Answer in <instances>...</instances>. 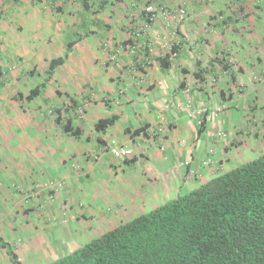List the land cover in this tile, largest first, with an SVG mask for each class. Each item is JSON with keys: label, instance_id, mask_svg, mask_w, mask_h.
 <instances>
[{"label": "crops", "instance_id": "1", "mask_svg": "<svg viewBox=\"0 0 264 264\" xmlns=\"http://www.w3.org/2000/svg\"><path fill=\"white\" fill-rule=\"evenodd\" d=\"M185 1L190 16L180 25H153L144 35L127 11L110 17L97 3L84 10L74 0H0L8 42L0 47V237L10 247L21 243L15 252L25 264L63 249L40 232L109 229L261 154V133L248 139V115L256 105L264 116V104L240 90L264 75V42L255 44L264 41V12L231 32L214 17L223 1ZM163 32L182 41L168 67L155 44ZM147 38L156 41L142 47ZM225 47L235 66L206 61ZM246 100L255 102L243 110ZM111 141L133 155L114 158ZM247 150L256 156L243 157ZM6 249L0 246V264H11Z\"/></svg>", "mask_w": 264, "mask_h": 264}, {"label": "trees", "instance_id": "2", "mask_svg": "<svg viewBox=\"0 0 264 264\" xmlns=\"http://www.w3.org/2000/svg\"><path fill=\"white\" fill-rule=\"evenodd\" d=\"M74 1L84 10L97 3L110 17L127 11L126 16L140 17L142 23H151L157 30L177 19L181 5V0ZM221 1L214 17L220 19L218 25L224 30L238 31L239 20H258L263 16L264 0ZM146 3H156L163 15L146 11ZM97 10L92 12L96 14ZM181 44L182 41L178 43ZM174 47L172 51L179 48ZM219 54L218 62L229 64L227 51ZM160 56V66L168 67V53ZM112 121V117L99 120L96 127L103 130ZM63 128L71 130L69 123ZM140 130L135 129L132 135ZM254 134L257 136V131ZM263 135L264 131L261 139ZM87 239L84 245L43 264H264V152ZM0 244L5 246L1 238ZM9 252L12 264H22L15 253Z\"/></svg>", "mask_w": 264, "mask_h": 264}, {"label": "rangeland", "instance_id": "3", "mask_svg": "<svg viewBox=\"0 0 264 264\" xmlns=\"http://www.w3.org/2000/svg\"><path fill=\"white\" fill-rule=\"evenodd\" d=\"M41 12H43V10L41 11ZM1 16V15H0ZM263 17V16H262ZM261 17V18H262ZM250 20H252V17L250 18ZM260 20V19H259ZM253 25V24H252ZM257 26H260V24H257L256 25V28H258ZM248 29H249V31H252L253 30V27L251 26V25H249L248 26ZM245 35H246V33H244ZM5 36L4 35H0V47L1 46H4V48L6 47V44H8V42L7 41H5ZM7 40V39H6ZM264 41H262L261 43H260V41H257V43H255V44H260L262 47H263V45H262V43H263ZM254 43V42H253ZM3 48V47H2ZM251 56V55H250ZM252 58H256L254 55H253V57H251V59ZM262 61H264V58H263V60ZM263 68H264V64H263ZM5 70V66H3L2 68H1V71L2 72H4L5 73V75H6V72L4 71ZM264 75H261V79L260 80H255L254 81V83L253 84H250V88H247L246 89V91L247 92H249L250 91V100L251 99H253V100H255L256 102H258V104H264V98H262V96H263V93H264ZM6 78V77H5ZM263 78V79H262ZM252 88H254L255 89V91H253V90H251ZM263 89V90H262ZM256 96H257V98H256ZM264 97V96H263ZM255 101H252V102H250L249 100H246V102L245 103H241L240 105H243V107H242V109L244 110L247 106H248V104H251V105H254V102ZM262 101V102H261ZM247 109V108H246ZM241 111V110H240ZM257 113H260V112H258L257 111ZM254 115V117L252 118V116ZM248 118H249V121L251 122L250 123V125H249V127L251 128V127H254V130H253V132H255V131H259V133H261V126H262V124H263V119L261 118V116H259L258 114H256L255 112H252L251 111V113H249V115H248ZM243 132H245V131H243ZM243 137H245V135H242ZM264 136V135H263ZM247 139V138H246ZM263 139H264V137H262V141H263ZM253 141H249L248 139H247V141H246V145H250L249 147H252V145H253V143H252ZM260 146V144L259 145H257L256 147H259ZM262 150H263V152H264V141H263V146H262ZM247 153H248V155L247 156H243V157H248L249 155L251 156V157H254V156H256V154L257 153H252V152H249V150H247ZM151 208L150 207H147L146 209H145V211H148V210H150ZM104 210H106V209H104ZM109 212H105V213H103V214H101L102 215V217H99V219L101 218H105L106 217V215L108 214ZM65 217V216H64ZM98 219V220H99ZM63 232H58V235H59V237L57 236V237H54V235L52 234V233H50V235L48 234L49 233V231H44V232H40V234H42V236H43V234H46V239H47V241H50L51 243H52V245H54V247H56L55 249L56 250H58V247H63V249L62 250H64V251H66V250H68V251H70V250H72V249H70V247L71 246H73V247H77V246H79V245H84L85 243H86V241L88 240V239H86V238H84V236H83V238H81V233H82V231H87V230H89V231H91L92 232V236L91 237H95V236H97L99 233L97 232V230H95L96 229V225L95 226H88V227H82L80 230H78V229H76L75 228V226H73L72 224H70V226H64L63 227ZM102 229H105V227L103 226L102 227ZM31 236L33 237V236H35V235H33V233L31 234ZM50 236H51V238H50ZM69 238H71L72 239V242H68L67 241V239H69ZM53 241V242H52ZM20 244L21 243H19V244H14V243H12L11 244V249L12 250H14V247H15V245H19L20 246ZM27 258H28V260L30 259V257L29 256H27ZM43 263H46V261L45 260H43V259H40V263L39 264H43Z\"/></svg>", "mask_w": 264, "mask_h": 264}, {"label": "clouds", "instance_id": "4", "mask_svg": "<svg viewBox=\"0 0 264 264\" xmlns=\"http://www.w3.org/2000/svg\"><path fill=\"white\" fill-rule=\"evenodd\" d=\"M184 1V2H183ZM157 7H158V5L156 4V3H154ZM182 7H184L185 9H186V11H187V15H186V17L184 18V19H181L180 21H178V20H176V19H174V20H171V21H178V23H179V25L184 21V20H186L189 16H190V11H189V8H188V6H187V4H186V1L185 0H181V5L177 8V9H180V8H182ZM157 15H163V13L159 10V8L156 10V12H155ZM126 16V15H125ZM127 17V19L130 21V23H132L139 31H141V33L142 34H144L145 35V33H147V31H149L152 27H153V24H151V23H148V24H145V23H142V21L139 19V18H131V17H128V16H126ZM218 19V21H220V19L219 18H217ZM255 21H257L256 19H255ZM138 22H140V23H142L141 25L140 24H138ZM146 25V26H145ZM175 25V24H174ZM179 25H175V29H178L179 28ZM217 26L218 27H220V30L221 29H223L220 25H218L217 24ZM252 27H253V30H254V25H251ZM200 27H202L201 25H200ZM172 30H174V29H172ZM157 31H171V30H167L164 26H163V28H160L159 30H157ZM177 33H180V34H182L180 31L179 32H177ZM211 33H213V34H215V33H217V31L216 30H214V31H212L211 30ZM163 34L164 35H166V33L165 32H163ZM169 38H173L174 39V41H176L177 39L175 38V37H172V36H170ZM157 40V39H156ZM155 40V41H156ZM155 41H153V40H150L149 38H147V39H145V41H144V43H142V47L144 46V47H150L151 46V44H153ZM178 41V43H180V41L179 40H177ZM175 43V42H174ZM178 43L177 44H175L174 46H177V48L180 46V45H178ZM155 44H156V46H158L157 44V42H155ZM173 45V44H172ZM173 46V49H175V47ZM179 49V48H178ZM178 49L177 50H175V51H172V53H174V56H172V54L171 53H168V55H169V59L172 61V59L177 55V51H178ZM221 50H224V51H227V56H228V60H229V64H227V63H219L218 61V59H220V58H218V57H220V54H219V51L217 50V52H215V55H211V56H209L208 57V59H206V61L207 62H209V63H211V62H218V65H222V66H224V68L225 67H230L231 65H233V66H235V61L232 59V55H230V50H229V47H225V48H222V49H220V51ZM164 56H165V53H164ZM172 56V57H171ZM159 57H161V56H159ZM264 58V57H263ZM263 58H261V62L264 64V61H262L263 60ZM199 61H201L202 63L205 61L204 59L202 60V59H199ZM226 73V75H230V71H228V72H225ZM254 75H256V72H254ZM253 75V78H255V76ZM261 76V75H260ZM257 77V76H256ZM251 83V82H250ZM250 83H249V85H248V87H247V85H246V83L244 84V87H245V89L244 90H240L241 91V93L242 94H246V96L248 97V95H249V92H247L246 91V89L247 88H250ZM263 90V89H262ZM263 97V96H262ZM254 110H255V112H256V105H254ZM257 113V112H256ZM261 116V118L263 119V124H262V126H261V134H262V132L264 131V116H262V115H260ZM253 130H254V127H252V129H250V132H249V136L250 137H248V139H251V137L252 138H254V136H255V134H254V132H253ZM220 136H223L225 133L224 132H221L220 131ZM262 140V139H261ZM264 141V140H263ZM108 149H109V151H110V153H111V148H113V147H115V148H120V147H122V146H119V145H115V143H114V141H111L110 143H108ZM122 148H129V147H122ZM130 149V154L129 155H127V156H122V157H115L112 153H111V155L114 157V158H116V159H121V160H123L124 158H130L132 155H133V150L131 149V148H129ZM259 156V155H258ZM253 159V158H252ZM247 161V160H246ZM245 162V161H244ZM129 219H131V218H128V219H126V220H129ZM126 220H124V221H119L118 223H116L115 225H117V224H119V223H122V222H125ZM114 225V226H115ZM104 230H107V229H103V230H101V231H97L98 233H101V232H103ZM83 236H84V238H90L91 236H92V232L91 231H86V232H84V233H81V238H83ZM1 239H2V242L3 243H5V246H2L1 244H0V246H2V247H4L5 249H6V252L9 254V256H10V258H11V255H10V252H9V250H11L13 253H15L16 254V256H17V258H18V260L22 263V264H25L22 260H21V257H20V255H18L16 252H15V250H16V246L14 247V250H12L11 249V247H10V245L6 242V241H4L3 240V238L2 237H0ZM18 244V243H17ZM76 247H73V246H71L70 247V249H75ZM72 250H70V251H72ZM70 251H68V250H66V251H64V250H62L60 253H58L57 254V257L59 256V255H61V254H64V253H67V252H70ZM57 257H55V258H57ZM55 258H53V259H51V260H48V262H50V261H53ZM47 262V261H46ZM10 263L12 264V262H11V259H10Z\"/></svg>", "mask_w": 264, "mask_h": 264}, {"label": "built area", "instance_id": "5", "mask_svg": "<svg viewBox=\"0 0 264 264\" xmlns=\"http://www.w3.org/2000/svg\"><path fill=\"white\" fill-rule=\"evenodd\" d=\"M144 8L146 11H152V12H156V10L158 9V7L154 4V3H146L144 4ZM187 15V11L184 7L178 9V17L176 20L180 21L181 19H184ZM138 18V17H136ZM138 24H142L140 22H138ZM146 26V25H145ZM157 45L159 48L160 53H171L172 56H174V53H172L173 50V46L175 44L178 43V41H174L173 38H167L166 35L159 34V37L157 38ZM175 42V43H174ZM173 44V45H172ZM171 56V57H172ZM221 133H217L218 136H220ZM130 149L129 148H111V153L115 156V157H122V156H127L130 154ZM210 158H206L205 162H209ZM188 162H185V164H187ZM189 174L192 176L193 175V171H189Z\"/></svg>", "mask_w": 264, "mask_h": 264}]
</instances>
